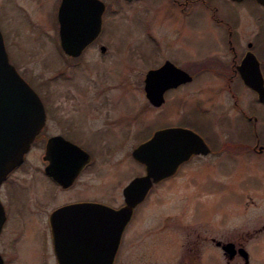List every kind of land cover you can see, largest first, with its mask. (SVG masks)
Here are the masks:
<instances>
[{"label":"flooded vegetation","instance_id":"1","mask_svg":"<svg viewBox=\"0 0 264 264\" xmlns=\"http://www.w3.org/2000/svg\"><path fill=\"white\" fill-rule=\"evenodd\" d=\"M97 1L98 3L74 0L69 4L67 18L74 25H82L88 20L90 22L97 16L100 20L98 34L77 57L67 56L60 48L61 0H55L53 11L49 16V18L51 17V24L54 26V33L49 39L57 42L64 58L56 67L57 70L52 73L50 82L71 85L77 83L79 88L72 92L75 97H71V100L76 104L75 109L71 110L72 114L59 113L60 105L54 103L46 91L48 84L37 83L34 85L25 73L19 72L39 96L45 110V120L23 161L0 183L1 264L31 263L34 256H36V262L40 264H58L54 249V229H67V223L72 224L73 229H79L74 235L77 238L82 236L80 229H106L102 207L118 210L125 205L124 188L134 179L146 174L145 168L133 158V152L157 131L163 129L189 130L203 140L208 152L206 154H191L178 165L173 174L154 184L141 204L151 196L156 185L176 178L182 171L181 181L186 180L188 183V178H190V182L194 180L196 173L191 174V172L184 171L188 166L201 169L199 171L212 170V167H208L206 160L203 159H214L215 167H221L228 164L223 156L236 159L246 156L248 152L258 155L264 153V146L261 144L262 136L259 135L256 107H252L264 105V101H259L258 94L254 91L255 89L264 90V23L261 22V20L264 21V3L258 0L167 1L169 7L172 6L178 11L182 20L189 18L193 12H200V14L205 15L207 34H212L213 38L202 36L198 41L202 47L200 51L181 47L179 49V55H182L180 61L166 56L169 58H166V64L169 63L179 71L180 75H187L190 80L167 89L163 94L164 103L165 99L166 103L171 102L173 95L179 90L193 86L197 92L193 106H191L192 102L187 103L185 97L179 103L182 104L183 110L181 113H177L179 114L177 118L176 116H166V123L155 129L154 126L150 128L148 118L145 123L146 126L140 129L138 115L119 113L110 97L86 98L85 96L94 90L96 84L91 86L89 83L79 84L76 81L78 72L81 71L85 63V56L91 51L96 50L98 58L103 60L121 54L116 52L117 55H111L115 50H112L111 45L105 42L107 39L105 38V23L108 15L120 14L119 9L127 5L136 6L142 12L144 9L142 6L154 5L156 1L158 3L160 0H152V3H148L146 0ZM169 7H166L168 11L170 10ZM19 8L24 13V18L28 19L30 28L32 17L27 16L22 5L19 4ZM39 21L41 24L43 20ZM42 23L44 24V22ZM39 27L40 25L38 29ZM75 29L81 28L74 27L73 30ZM0 32L9 56L6 45L7 39L1 22ZM144 36L153 46H156L157 40L150 34V31L144 32ZM74 37L77 36L74 35ZM187 58L193 59L188 60ZM162 65L148 70L144 76L142 91L147 103L146 108L158 109L164 105L152 106L146 98L145 92L147 73L160 68ZM166 82L175 84L177 82L175 73L167 74ZM96 83L99 84V82ZM111 86V90L116 87V85ZM214 88L225 94L224 101L220 102L221 104L216 103L217 106H222V116H228L230 119L243 121L249 125L248 129L239 130V137L236 140L238 143H235L234 139L231 140L230 135L229 139L223 136V141L212 145L197 129L196 124L187 118L192 116L195 111H197L196 115L208 114L212 111L208 100L213 102L215 99ZM241 91H246L250 95L248 106H244L240 102ZM147 129L149 131L148 136L140 137V134L145 133ZM251 138H253L254 143L252 146ZM49 147L50 152H48ZM39 149L42 151L41 163H38L37 157ZM97 149L98 152H95ZM229 164L232 167L231 163ZM139 166L142 168L141 175L138 174ZM128 167H132L133 170L116 179L118 173L128 172ZM29 183L35 188L40 184V192L38 194L30 192ZM109 184H112V190L106 193L85 194L84 192L87 188H92V185L106 186ZM17 188L25 190L28 188L27 199L21 200L26 215H28L26 220L38 216V222L35 221L32 227H29L31 233H26V228H10L12 200L9 191ZM75 192H79V194H73ZM175 192H179V190ZM41 193L47 195L49 200L42 199ZM57 195L58 197L59 195L62 196L56 198ZM166 197L168 198V196ZM176 201L173 200L170 204L172 208L177 207ZM141 204L133 209L129 221L122 230L113 264H120V255L127 230L135 219L136 209ZM73 206H83V209L70 214L67 218L58 216L53 220L55 214L60 210ZM18 215L26 216L21 213ZM21 225L25 227L24 222ZM32 231L34 234L40 235L38 246L33 248V254L24 253L21 246L28 239L29 242L31 241ZM194 234V244L197 248L205 247L208 250L214 248L228 262L240 258L244 264H251L254 259L251 255L252 241L250 239L252 236L249 232L239 235L237 240L233 238L216 239L208 235V232L203 234V232L197 231ZM187 236L191 238L189 233ZM23 241L24 243H22ZM226 245H231L233 249L231 248L230 252H225L223 248Z\"/></svg>","mask_w":264,"mask_h":264},{"label":"rangeland","instance_id":"2","mask_svg":"<svg viewBox=\"0 0 264 264\" xmlns=\"http://www.w3.org/2000/svg\"><path fill=\"white\" fill-rule=\"evenodd\" d=\"M167 1L166 5L165 0L158 3L156 1L154 5L146 4L142 6V12L136 6L127 5L119 9L120 14L108 15L105 23V42L115 50L111 55L116 52L121 54L103 60L98 58L96 50L91 51L85 56V63L78 72L76 81L79 84L89 83L91 86L96 84L86 98L110 97L119 113L138 115L140 129L146 126L148 118L150 128L154 126V129L166 123V116L177 118V113L183 110L182 104H179L182 99L186 97L187 103L192 102L193 106L197 95L196 88L190 86L176 92L171 102L166 103L165 99L161 108L147 109L142 91L146 72L162 65L166 56L180 61L181 47L200 51L202 47L198 41L202 36L213 38L212 34H207L205 15L193 12L189 18L182 20L178 11L172 6L169 7ZM54 3L55 0H0V22L7 39L9 61L16 65L19 72L25 73L34 85L48 84L46 91L49 94H46L54 103L60 105L59 113L72 114L71 110L75 109L76 104L71 97H75L72 92L79 88L77 83L71 85L50 82L52 73L64 60L57 42L49 39L54 33L51 17L49 18ZM19 4L27 16L32 17L30 28ZM39 20H43L41 24ZM261 22L264 23L262 20ZM147 31L156 38V46L145 38L144 32ZM111 85L116 87L111 90ZM214 92L213 102L208 100L211 112L196 115L195 111L187 118L196 124L197 129L212 145L223 141V136L229 139L230 135L231 140L234 139L235 143H238L236 140L239 130L248 129L249 125L222 116V106H217L216 103L221 104L225 94L216 88ZM249 101L250 95L241 91V104L248 106ZM252 107H256L259 135L262 136L261 144L264 146V105ZM148 133L147 129L140 137L145 138ZM253 144L251 138V146ZM38 151V163H41L42 151ZM95 152H98V149ZM223 157L228 164L221 167H215L214 159H203L212 170L199 171L201 169L191 166L184 169L185 172L196 173L191 182L190 178L188 183L186 180L181 181L182 171L176 178L154 187L151 196L135 211V219L127 230L121 251L120 264H244L240 258L228 262L214 248H197L194 244V232L197 231L203 234L208 232V235L223 240H237L239 235L249 232L252 236L251 255L254 258L251 264H264V153L258 155L248 152L246 156L236 159ZM128 169V172L118 173L116 179L133 170L132 167ZM141 172L142 168L139 166L138 174L141 175ZM29 185L30 192H40V184L36 188L30 183ZM111 186L112 184L92 185V188H87L84 192L106 193L112 190ZM176 190L179 192H175ZM9 192L12 200L10 228H26L25 232L31 233L29 227H32L35 221L38 222V216L26 220L28 215L21 200L27 199L28 188H17ZM61 196L57 195L56 198ZM41 198L49 200V197L42 193ZM173 200H177L176 208L170 206ZM170 209L172 211H169ZM18 213L26 216L21 217ZM22 222L25 227L21 225ZM187 233L191 238H188ZM31 235L30 242L29 239L25 243L22 242L24 253L33 254V248L38 246L40 235L34 234L33 231ZM36 261L34 256L31 263L24 264H40Z\"/></svg>","mask_w":264,"mask_h":264},{"label":"water","instance_id":"3","mask_svg":"<svg viewBox=\"0 0 264 264\" xmlns=\"http://www.w3.org/2000/svg\"><path fill=\"white\" fill-rule=\"evenodd\" d=\"M73 1L62 0L61 3L60 45L65 54L78 56L98 34L100 20L97 16L90 22L88 20L82 25H74L67 18L69 4ZM87 1L98 3L96 0ZM258 1L264 3V0ZM74 27L81 29L73 30ZM170 73H175L176 85L166 82V75ZM189 80L187 75H180L172 65L165 63L160 69L147 74L146 98L153 106L158 107L163 103V94L167 89ZM254 91L259 94L260 100H264V90ZM44 119L40 99L9 64L0 34V183L22 161L42 128ZM207 152L202 139L189 130L165 129L156 132L133 153L135 160L144 165L146 175L134 179L123 190L124 207L119 210L102 207L104 225L108 229H80L82 236L79 238L74 236L79 229H73L72 224L67 223V229H54V249L58 264H113L122 230L129 221L133 208L143 201L152 185L173 174L178 165L191 154ZM82 207L73 206L60 210L53 220L58 216L67 218L82 210ZM95 232H100L96 238L104 239L101 246H97L96 238L92 236ZM231 248V245H226L223 249L230 252Z\"/></svg>","mask_w":264,"mask_h":264},{"label":"bare ground","instance_id":"4","mask_svg":"<svg viewBox=\"0 0 264 264\" xmlns=\"http://www.w3.org/2000/svg\"><path fill=\"white\" fill-rule=\"evenodd\" d=\"M106 229H108V228H106ZM98 234H100V232H95V233H92V236H94L96 238L98 236ZM103 243H104V239L103 238H96L97 246H101Z\"/></svg>","mask_w":264,"mask_h":264}]
</instances>
